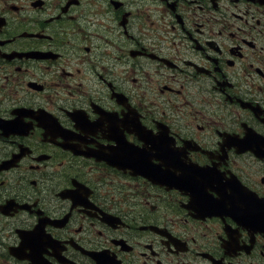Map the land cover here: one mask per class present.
I'll list each match as a JSON object with an SVG mask.
<instances>
[{"label":"flooded vegetation","instance_id":"obj_1","mask_svg":"<svg viewBox=\"0 0 264 264\" xmlns=\"http://www.w3.org/2000/svg\"><path fill=\"white\" fill-rule=\"evenodd\" d=\"M0 264H264V0H0Z\"/></svg>","mask_w":264,"mask_h":264}]
</instances>
